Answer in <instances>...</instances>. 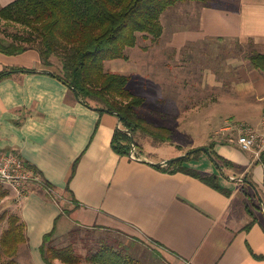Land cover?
I'll return each mask as SVG.
<instances>
[{
	"label": "crops",
	"instance_id": "obj_1",
	"mask_svg": "<svg viewBox=\"0 0 264 264\" xmlns=\"http://www.w3.org/2000/svg\"><path fill=\"white\" fill-rule=\"evenodd\" d=\"M14 1L0 0V7ZM179 12L199 22V28L172 35L167 45L173 52L208 40L254 43L264 53V0H238V5L227 7L188 5ZM3 55L7 54L0 53V73L9 75L0 80V149L17 154L56 191L54 196L47 194L50 198L33 192L18 207L34 263L44 264L43 237L56 227L58 235L61 228L65 234L75 228L120 231L154 251L162 264H264V166H255L254 156L223 143L235 135L232 127L221 129L223 137L211 134L206 144L187 148L213 144L219 155L238 165L239 169L227 170L231 181L224 180L223 185L233 192L226 196L190 175L159 169L156 164L177 157L161 158L157 149L138 148V161L117 154L112 145L122 128L117 115L83 104L55 76L61 74L59 67L39 60L33 70L5 66ZM131 64L130 59L116 69L126 72ZM237 71L229 81L232 87L242 97L256 94L264 99V74L243 67ZM184 107L191 106L184 103ZM174 120L171 129L176 134V127L187 119L180 115ZM180 133L184 135L186 129ZM197 170L219 174L209 166ZM246 176L256 187L247 188ZM247 201L261 209L250 229L254 218L246 210Z\"/></svg>",
	"mask_w": 264,
	"mask_h": 264
},
{
	"label": "trees",
	"instance_id": "obj_2",
	"mask_svg": "<svg viewBox=\"0 0 264 264\" xmlns=\"http://www.w3.org/2000/svg\"><path fill=\"white\" fill-rule=\"evenodd\" d=\"M185 3L209 6L207 0H16L0 7V19L26 28L29 36H19L12 41L0 37V53L22 54L38 45L45 65L54 66L53 59H57L61 74L55 76L73 90L83 104L101 113L121 117L122 128L116 131L112 145L117 154L130 156L133 144H136L137 149L140 147L138 138L142 135L157 142L172 143L173 131L168 127L156 126L139 114L138 109L145 105L146 99L129 90L131 76L107 71L106 63L129 61L128 49L135 48L141 38L159 44L164 34L163 16L168 10ZM248 46L250 51L247 59L251 67L264 74V53L254 43ZM8 75V71L0 73V80ZM223 143L231 144L229 141ZM207 149L219 164L221 173L209 174L188 166L203 150L158 168L170 174L190 175L222 194L231 196L233 190L223 185L224 180H231L223 171L239 169L238 165L219 155L213 144ZM259 164L264 166V153L255 166ZM29 168L42 177L47 189L55 191L40 172ZM244 179L249 186L247 188L256 187L252 177L246 176ZM34 192L49 197L45 188H35ZM245 194L250 198V194ZM9 195L10 190L0 183V202ZM246 210L254 218L247 227L250 229L258 220L256 211L261 209L247 201ZM5 217L8 227L0 238V264H22L18 260L21 248L26 246L29 249L27 225L17 213L5 214L0 220ZM56 232L55 227L43 237L40 247L43 263L55 264L59 261L62 264H80L71 246L58 248L53 245ZM90 262L143 264L128 254L124 246L110 245H103L90 257Z\"/></svg>",
	"mask_w": 264,
	"mask_h": 264
},
{
	"label": "rangeland",
	"instance_id": "obj_3",
	"mask_svg": "<svg viewBox=\"0 0 264 264\" xmlns=\"http://www.w3.org/2000/svg\"><path fill=\"white\" fill-rule=\"evenodd\" d=\"M207 1L210 5L216 4L224 7L238 5V0ZM188 5L196 6L198 4H180L168 10L163 16L164 34L159 44L144 41L141 38L135 48L128 49L127 54L132 63V66L128 68L129 70L125 72L116 69L124 63L123 60L106 63L107 71L131 76L132 80L128 88L136 96L146 99L145 105L138 111L149 122L152 121L154 125L171 129V126H176L173 124L176 122L175 116L186 117L187 122L176 127L177 133L174 134L173 131L172 143L157 142L152 138L144 137V135L138 138L139 149L145 152H155L157 149L158 156L161 158L181 157L183 155H178L179 153L186 152L187 154L190 152L187 149L190 144H206L211 134L217 135V138L223 137L221 136L224 135V131H221L223 127L243 125L260 131L262 115L264 114V99H260L256 94L251 97H242L229 82L238 73V69L242 67L249 71L253 69L247 59L250 51L249 46L229 42L220 44L207 40L192 42L185 48H181L180 52H173L168 48L167 40L172 35L197 32L196 29L199 28V22L191 17H185L184 12L181 17L180 9ZM26 33V28L0 19V37L12 41L19 36H29ZM17 41L18 43L21 42V40ZM143 47H147L148 50L144 51ZM37 48H39L38 45L23 54L3 55L5 58L3 57L1 62L6 64L5 66H23L33 70L36 68L33 66H37L38 60L45 65ZM28 53L31 54L28 56ZM53 63L54 66L61 68L57 59L54 58ZM49 67H53V65ZM184 103L185 106L190 105L191 107H187V109L184 107ZM226 120L230 121L226 122ZM190 122L192 124H189ZM184 128L186 129L185 136L180 133V130ZM178 145L183 146L184 149H180ZM188 166L194 169L209 166L221 173V168L215 158L202 151L197 158L194 157L188 163ZM223 172L226 176L230 173L227 170ZM41 187L44 188V186H37L36 188ZM9 190L12 193L11 196L0 202V219L5 214H19L20 203L16 200L12 190ZM262 208L264 216V199ZM7 227L8 222L5 217V219L0 220V238ZM60 231L61 234H56L53 245L58 248L71 246L79 257L80 264H92L90 257L96 254L103 245L124 246L128 254L143 264H162L154 251H150L142 243L127 237L120 231L109 232L85 228H75L66 234L63 233V228ZM31 254L30 250L23 246L18 259L19 262L22 264H40L39 262L34 263ZM55 264L62 263L56 261Z\"/></svg>",
	"mask_w": 264,
	"mask_h": 264
},
{
	"label": "built area",
	"instance_id": "obj_4",
	"mask_svg": "<svg viewBox=\"0 0 264 264\" xmlns=\"http://www.w3.org/2000/svg\"><path fill=\"white\" fill-rule=\"evenodd\" d=\"M231 129L234 130L235 135L229 139V142L237 146L241 151L254 156L255 160H260L264 153V115L261 121L260 131L243 125H238ZM130 158L135 161L140 160L137 149L133 153H130ZM0 183L7 189L12 190L19 203L33 193L37 186H44L42 177L35 174L23 159L14 152L1 149ZM44 188L49 195H55V191L52 189H47L45 186Z\"/></svg>",
	"mask_w": 264,
	"mask_h": 264
},
{
	"label": "water",
	"instance_id": "obj_5",
	"mask_svg": "<svg viewBox=\"0 0 264 264\" xmlns=\"http://www.w3.org/2000/svg\"><path fill=\"white\" fill-rule=\"evenodd\" d=\"M118 117H119V116H118ZM119 119H120V121H121V117H119ZM135 149H137V146H136V144H133V149H132L131 153H133V152L135 151ZM200 150H203V151L206 152L208 155H210V157L214 158V157L210 154V152H209V150H208L207 148H199V149H196V150L190 151L189 153H187V154L184 155V156H181V157H178V158H175V159H172V160H168V161H166V162H164V163H161V164H156V166H157V167H161V166H163V165H166L167 163H171V162H174L175 160H179V159H181V158H184V157L190 156V155H192L193 153L198 152V151H200Z\"/></svg>",
	"mask_w": 264,
	"mask_h": 264
}]
</instances>
